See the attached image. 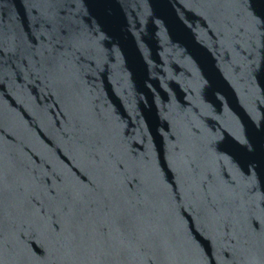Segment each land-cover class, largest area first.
<instances>
[{
  "label": "water",
  "instance_id": "1",
  "mask_svg": "<svg viewBox=\"0 0 264 264\" xmlns=\"http://www.w3.org/2000/svg\"><path fill=\"white\" fill-rule=\"evenodd\" d=\"M106 199L155 264H264V0H0V264H145L79 241Z\"/></svg>",
  "mask_w": 264,
  "mask_h": 264
},
{
  "label": "snow or ice",
  "instance_id": "2",
  "mask_svg": "<svg viewBox=\"0 0 264 264\" xmlns=\"http://www.w3.org/2000/svg\"><path fill=\"white\" fill-rule=\"evenodd\" d=\"M129 191H133V188L130 187ZM96 208L97 205L94 203L86 204L83 206L84 216L92 218ZM100 210L105 217L104 223L98 225L94 232L85 229L78 236L81 243H95L99 240L106 245L118 246L122 250L134 248L137 252L146 255L145 264H155L152 255H147V253L151 251L155 254L161 251V242L159 237L145 225L142 206L139 202L128 200L117 203L106 199ZM204 240V237L193 230V241L196 244L202 245ZM29 244L36 256L46 257L48 255V249L42 238L32 239ZM210 249L211 242L208 241V247L204 248V252L212 257L209 264H217ZM224 255L229 256L230 254L225 252Z\"/></svg>",
  "mask_w": 264,
  "mask_h": 264
}]
</instances>
